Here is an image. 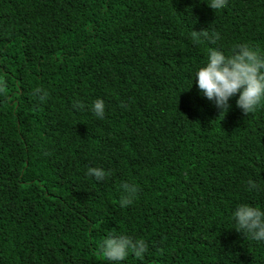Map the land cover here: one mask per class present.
Wrapping results in <instances>:
<instances>
[{
  "label": "trees",
  "instance_id": "1",
  "mask_svg": "<svg viewBox=\"0 0 264 264\" xmlns=\"http://www.w3.org/2000/svg\"><path fill=\"white\" fill-rule=\"evenodd\" d=\"M208 2L0 0V264H107L121 232L148 245L122 264H264L231 217L264 207V103L220 115L193 81L209 47L264 56V0Z\"/></svg>",
  "mask_w": 264,
  "mask_h": 264
},
{
  "label": "clouds",
  "instance_id": "2",
  "mask_svg": "<svg viewBox=\"0 0 264 264\" xmlns=\"http://www.w3.org/2000/svg\"><path fill=\"white\" fill-rule=\"evenodd\" d=\"M226 4L227 0H209L207 5L214 10L224 8ZM194 35H200L210 43L221 39L219 33L210 35L206 30L194 31ZM193 81L200 94L220 110V115L229 111V101L233 97H236V106L247 115L264 103V56L258 55L246 42L234 43L229 54L221 48L209 47L205 61L194 72ZM33 95L43 101L48 93L38 87ZM74 107H80L78 101L74 102ZM90 108L96 118H104L102 99H95ZM85 174L98 182L105 178V170L101 167H88ZM247 185L249 191L257 190L253 180H248ZM121 189L124 195L119 203L121 207H127L132 204L137 188L123 183ZM231 217L237 232L253 241H264V207L238 203L232 209ZM99 252L107 264H122L129 254L142 258L148 252V245L143 239H134L121 232L105 237L99 244Z\"/></svg>",
  "mask_w": 264,
  "mask_h": 264
}]
</instances>
